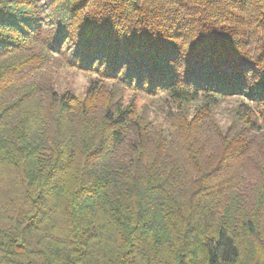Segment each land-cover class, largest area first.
Segmentation results:
<instances>
[{
    "label": "trees",
    "instance_id": "16d2710c",
    "mask_svg": "<svg viewBox=\"0 0 264 264\" xmlns=\"http://www.w3.org/2000/svg\"><path fill=\"white\" fill-rule=\"evenodd\" d=\"M0 264H264V0H0Z\"/></svg>",
    "mask_w": 264,
    "mask_h": 264
},
{
    "label": "rangeland",
    "instance_id": "374dc122",
    "mask_svg": "<svg viewBox=\"0 0 264 264\" xmlns=\"http://www.w3.org/2000/svg\"><path fill=\"white\" fill-rule=\"evenodd\" d=\"M86 84H87L86 74L80 72L76 79V88L79 95L84 92ZM137 108L139 114L147 116L150 123H159L162 124V126H164L165 117L155 108V106L152 104V102L149 99L141 97L137 102ZM191 108L193 109V107ZM217 121L221 127L227 126L224 113H221L217 117Z\"/></svg>",
    "mask_w": 264,
    "mask_h": 264
}]
</instances>
